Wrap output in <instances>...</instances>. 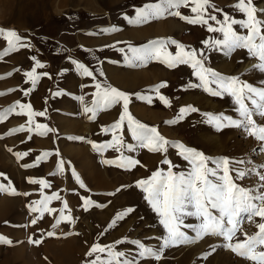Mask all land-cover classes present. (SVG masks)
<instances>
[{"label": "rangeland", "instance_id": "obj_1", "mask_svg": "<svg viewBox=\"0 0 264 264\" xmlns=\"http://www.w3.org/2000/svg\"><path fill=\"white\" fill-rule=\"evenodd\" d=\"M99 1L0 0V29L14 30L24 45L18 46L15 50L9 49L5 36H0V79L9 76L10 80L18 82L15 87L6 88L5 91L0 88V93L3 95L9 91L11 94L18 89L19 95L24 96L25 93L20 86L22 81L25 85L28 83L25 70L36 69V67H31L36 58L48 60L51 55L53 59L60 58L62 48L71 37L85 36V33L88 32L76 30L78 26L85 27L87 25L82 12L102 9ZM103 1L107 6L116 0ZM218 1L219 3L210 0V4L215 5V8L209 7L206 17L210 14L222 21L224 15L227 14L237 20L246 19L244 14L233 8L238 0ZM131 2L125 0L126 6L122 12H119L123 18H132V12L129 10ZM151 2L156 3L158 0H143L138 3V6L141 8ZM252 4L257 9V17L264 20V12L260 11L264 9V0H252ZM193 6L189 4L188 7H181L178 11L183 16L193 17L195 16L191 12ZM173 11L177 10L173 9ZM174 17V20H165L167 16L164 15V19L159 20L158 23L146 26L142 30L129 31V33L135 36L147 35L150 32V34L174 33L167 37H155L154 41H167L169 38L175 40L184 46L185 51L195 49L197 57L204 61L206 68L225 77H238L241 81L254 87L264 88V72H260L254 67L260 61L250 57L246 49H237L226 54L225 50L213 46L211 43H204L222 39L221 33L208 31L207 25L191 24L179 16ZM209 24L216 28L219 27L216 21L209 20ZM233 27L239 34H247L246 29L240 25ZM112 36L111 32L109 34L105 31L101 33V38ZM145 41L148 40L141 41V47L148 44V42L143 43ZM131 47L122 46L119 51L125 58L126 65L134 64L133 60L131 61ZM165 48L173 56L179 51L176 44H166ZM50 51H52L51 55L48 53ZM63 56L67 57L66 52ZM149 62L154 66H148ZM139 65L142 69L139 70L141 72L114 73L113 71V80L121 86H130L131 88H134L136 84L148 81L140 87L142 100H145L147 94L150 93L149 99L160 100V97L163 96L170 102V106H167L162 100L163 103L158 104L157 110L138 107L137 110L140 111V114L147 116L150 120L141 124L156 128L159 134L168 141L178 142L188 148L196 149L206 157H226L232 161L244 160L246 162L244 165L235 164L231 167L256 169L264 173V168L259 167L264 165V143L247 135L243 128L223 126L218 130L215 123H209L208 117L205 115V113L214 115L223 113L233 119H240L239 113L235 111L237 106L232 97L227 94L220 97L212 96L203 88L196 87L195 85L200 84V80L194 74L195 70L190 64L169 67L166 63L161 62V59L149 58V60L140 61ZM130 76H136V78ZM121 79L125 84H121ZM128 79L131 81L127 83ZM162 83L166 86L159 87ZM211 87L215 88L216 85H211ZM2 95L0 98H4ZM15 101L14 99L10 100V105L0 103V117H3L0 120V174H3L0 175V184L4 187V190H0V236L12 241L11 244L0 242V264H22V256L29 254L35 259L33 261L35 264L41 262L44 264H89L96 255H106V253H96L89 257L87 253L95 244L105 247L115 245V251L125 252L126 258L135 260L137 264H254L253 261L239 256L225 247L227 241L223 237L214 235L205 236L195 242L162 248L166 232L159 223L160 217L144 199L146 194L137 186V181L149 178L158 169L167 171L168 165L162 163L165 158L175 166L174 172L187 170L189 164L179 155L180 149L172 144L166 146V153L152 152L148 148L140 147L139 142L133 138L131 129L128 130L127 122L123 124L124 134L121 130L107 132L110 134L108 144L113 143L114 136L122 140V145L108 148L109 158H115L119 154L118 151L120 152L118 162L108 163L110 176L108 186H99L100 184L94 180L95 173L90 172L91 163L83 148L73 145H67L64 148L72 157L79 160L82 171L92 186L96 188L108 187L101 193L91 190L85 181L86 185L79 188V190H84V194H76L74 189L81 186L82 178L71 169H76L74 166L76 164L65 161V159L63 161L62 157L63 171L45 164L43 174L38 177L39 180H46L49 187L44 188L38 183H30V179H35L37 170L42 167L37 166L36 168V164H30L27 158L32 157L28 155L26 149H24L23 156L17 153L20 151L18 144L22 140V132L5 129V118L9 115L5 109L14 108ZM189 107L198 109V111L186 112L182 119L177 120L181 109ZM14 110L17 111L19 108ZM164 113L167 116L163 115ZM253 119L258 124L264 125V117L254 114ZM65 122L62 120V126ZM65 125L66 129H70L74 124L70 121ZM106 128L111 129L112 126L103 127V129ZM6 135H13L12 144L5 145ZM93 135H95L94 131ZM94 145L98 146V144ZM138 148H140L141 154L138 157L140 158L138 164L131 168L118 166L126 163L125 158L138 161L135 155ZM25 153L26 155H24ZM209 166L214 167L211 163ZM58 174H61V180L57 179ZM237 183L244 187L255 188L258 184V177L250 175ZM54 194H58L60 199L49 201L48 207L55 211L45 212L43 218L37 219V223L33 225L31 221L39 217L40 213L32 212L31 207H39L35 204L36 201ZM85 199L92 202L87 205V208H85ZM65 202L68 206L66 209L64 208ZM61 209H64L63 214L70 216L71 219L63 220L56 225ZM129 209H131L130 212ZM121 215L122 218L118 219ZM253 219L254 222L241 218L242 222L238 225L236 238L242 241L245 239L244 234L252 236L258 231L256 225L262 222L261 218L254 217ZM114 221L115 223H113ZM185 223L195 224L198 221L189 217ZM54 225L56 226L54 227ZM183 230L188 236L195 237V233L191 229ZM50 232L54 234L49 236ZM36 240H39L40 243L31 242ZM137 240L146 247L159 251L160 259L140 257L139 246L132 243ZM117 241H122V243L117 244ZM65 242L67 245L64 246ZM235 242L234 238L233 243ZM52 243L63 245L59 248H52L50 246ZM20 248L23 251L21 254L17 250ZM67 256H71V258H67Z\"/></svg>", "mask_w": 264, "mask_h": 264}, {"label": "snow or ice", "instance_id": "obj_2", "mask_svg": "<svg viewBox=\"0 0 264 264\" xmlns=\"http://www.w3.org/2000/svg\"><path fill=\"white\" fill-rule=\"evenodd\" d=\"M189 4L194 5L191 7V12L195 14L193 17L183 16L178 11L181 7H188ZM209 7L215 8V5L210 4V0H158L156 3L146 4L137 9L136 18L130 22L139 25L148 22L152 18H162L167 13L179 16L191 24L207 25L208 31L219 32L223 38L215 39L211 42L205 41V44L211 43L213 46L225 50L226 54H230L237 49H246L250 57L260 61L254 67L260 72H264V20L257 17V9L252 4V0H238V3L233 5L235 10L245 15L246 19L241 20L232 18L227 14L224 15L222 21L218 20L214 15L208 14L206 17ZM173 9L177 11H172ZM217 11L220 10L217 9ZM260 11L264 12V9ZM209 20L216 21L219 27H213L209 24ZM234 25H240L246 29L247 34H239L234 29ZM112 31H115V29H112ZM0 36H5L9 49L15 50L18 46H24L21 43V38L14 30L6 31L0 29ZM169 43L176 44L179 49L175 56L166 51L165 46ZM130 51L132 58L135 60L161 59V62L166 63L169 67H174L178 64H190L195 70L194 74L200 80V84L195 86L203 88L204 91L212 96L220 97L227 94L232 97L237 106L235 111L240 116V119H233L223 113L218 115L205 113L208 117V122L215 123L218 130L223 126L243 128L247 135L264 143V125L258 124L253 119L254 114L264 117V88L254 87L241 81L238 77H225L212 69L206 68L204 61L197 57L195 49L185 51L183 45L170 38L167 41H151L149 45L141 48L131 47ZM74 63H76L77 71L81 75L93 76V72L85 65L75 61ZM36 67L42 68L44 65L37 61ZM26 75L33 83L38 79L35 75V69L26 73ZM211 85H216V87L213 88ZM165 86L166 84L162 83L159 87ZM96 88L97 91L93 94L92 106L84 108L86 113H92L95 116L98 111L106 110L110 106L123 102L124 114L121 116L120 121L115 123L111 129H104L105 132L119 129L125 116H127L132 136L139 142L140 147L148 148L152 152L166 153V146L172 144L180 149L179 155L189 164L187 170L174 172L173 168L175 166L169 159L165 158L162 163L168 165L167 171L158 169L149 178L137 181V186L146 194L144 199L160 217L159 223L166 232L163 237L162 248L195 242L205 236L214 235L223 237L227 241L224 246L237 255L253 261L254 264H264V173L256 169L231 167V165L235 164L244 165L246 163L244 160L232 161L226 157L209 158L196 149L188 148L178 142L168 141L159 134L156 128L141 124L128 114L129 98L127 94L115 88L103 87L99 83L96 84ZM25 94L27 95V93ZM79 99L82 100L83 98ZM160 99L167 106H170V102L163 96ZM19 107L21 110L27 109V115L30 118L45 115L44 112H33L30 105H19ZM13 110L10 109L9 111ZM189 111H198V109L191 107L182 108L177 120L182 119L184 113ZM2 119L3 117H0V120ZM221 122L226 123L222 124ZM37 128L44 129V131L40 132V135H45L47 132L52 131L46 125H37ZM20 130L23 131L24 129L21 128ZM28 130L30 131L31 129ZM116 145H122V140L114 136L113 143L103 145L102 148L115 147ZM47 155L48 153H44L45 157ZM125 160V164L118 166L131 168L139 163V161L131 158H125ZM108 163H115V161H108ZM209 163L214 165V167H210ZM60 164V170L63 171V161ZM259 167L264 168V165ZM250 175L258 177V184L255 188L244 187L237 183V181H242ZM77 179L79 180V177ZM29 182L38 183L44 188L50 186L46 180L37 181L30 179ZM83 186L81 182V187ZM0 190H4L2 184H0ZM54 199L59 200L60 196L58 194L45 196L43 200L35 202L39 207L32 206L30 210L39 212L40 216L31 221L33 225L37 223V219L43 218L45 212L51 213L55 211L48 207V202ZM90 203H92L90 200L85 199V208ZM67 207L65 202L64 208L66 209ZM128 211L130 212L131 209ZM63 212L64 209H61L56 225L63 220L71 219L70 216H65ZM189 217L194 218L198 223L186 224L185 220ZM242 217L253 222L254 217H260L262 222L256 225L258 231L254 235L247 236V234H244L245 239L241 241L236 238V233L238 225L242 222ZM119 218H122V215ZM183 229H191L195 233V237L188 236ZM53 234L51 232L48 233L49 236ZM234 238L236 239L235 243H233ZM0 242L12 243L11 240L3 236H0ZM31 242L40 243L39 240ZM116 243H122V241H117ZM132 243L139 246L140 257L160 259L161 253L159 251L146 247L138 240ZM114 249L115 245L106 247L100 244L93 245L87 253L89 257L96 253H106V255H96L95 259L91 260L89 264H137L135 260L127 259L125 252L115 251Z\"/></svg>", "mask_w": 264, "mask_h": 264}, {"label": "crops", "instance_id": "obj_3", "mask_svg": "<svg viewBox=\"0 0 264 264\" xmlns=\"http://www.w3.org/2000/svg\"><path fill=\"white\" fill-rule=\"evenodd\" d=\"M130 1L132 2L129 10L132 12V18L125 17L129 18L128 20L123 18L119 13L122 12V9L126 6L125 0H116L114 3L107 6L103 0H100L99 5L102 9H93L82 12L86 18L87 22L85 24L87 25H85V27L78 26L76 30H84V32L88 33H85V36L83 37H71L69 42L65 44L64 48H62V55L58 59L52 58V51L48 52L51 55L48 60L36 58L35 63L31 67H36L37 61L44 65V67H36L35 75L38 79L35 83H33L32 80H29L28 76V83L26 85L22 83L23 81L21 82L20 88L24 93H27V95L24 94V96H20L18 89H16L11 94L9 91H6L5 94L2 95L4 98H0V103H3L4 105H10L11 102L9 101L12 99L16 100V105L12 109L19 108V110L9 111L8 109H5V112L9 114L5 118V129L15 131L20 130L21 128L24 129L23 131L20 130L22 132V140L18 144V146H20V151L17 153L23 156L24 149H26L28 155L32 157L27 158V160L30 161V164H36V168L37 166L42 167V169L37 170L34 180H39L38 177L40 174H43L42 171L44 170L45 164L59 168L58 170H60V162L63 158V161L65 159V161L76 164L74 165L76 169H71L77 172V175L82 178V182H84L83 185H86V181L91 190L100 193L108 188H96L92 186L87 181L79 160L72 157L64 149L67 145L83 148L87 159L91 163L90 172L93 171L95 173L94 180L100 184L99 186L109 185L110 176L108 161L118 162V155L120 152L118 151L119 154L115 156V158H109V147L102 148L103 145H108L110 135L107 133L108 131H104L103 127L113 126L120 121L121 116L124 114V108L123 102L121 101V103L110 106L106 110L98 111L95 116H93L92 113H86L84 108L86 106H92V101L94 99L93 94L97 91V83L103 87L115 88L127 94L129 98L127 109L128 114H130L135 121L140 123L149 122L150 120L147 116H142L140 114V111L137 110L138 107L147 110L150 108L157 110L158 104L163 103L161 99H149V96H151L150 93L147 94L145 100L141 99L140 87L148 81L136 84L134 85V88H131L130 86H121L113 80V71L114 73H117L121 71L141 72L139 70H142L139 65L140 60L133 59L132 55L131 61L133 60L134 64H125V58L119 52L122 46L125 47L128 45V47L132 46L140 48L142 40H148L143 43L148 42L149 44V41H154L157 37H167L174 34H150V32L147 35H131L129 31L142 30V28L151 24H156L159 20H163L164 18H152L148 22L139 25L131 23L130 21L136 18L137 9L140 8L138 3L143 0ZM214 1L219 3L218 0ZM165 16H167L165 20H174L175 18L174 15H169L167 13H165ZM112 29H115V31H112ZM103 31L107 32V34L111 32V35L113 36L101 38V33ZM64 52H66L67 57L63 56ZM74 61L85 65L93 72V76L88 77L81 75L80 72L77 71L76 63H74ZM148 66H154V64L149 62ZM28 72H30V68L25 70V73ZM16 84H18V82L10 80L9 76L0 79V88H3L4 91L6 88L15 87ZM23 85L24 87H22ZM81 97L83 98L82 100L79 99ZM19 105H30L33 112H44L45 115L33 116L30 118L27 115L28 110H21ZM165 113L163 115L167 116ZM165 116L164 118H166ZM62 120L66 122L71 121L74 125H72L70 129H66V122L62 126ZM125 122H127L129 126L127 116H125L121 123V127L114 131L121 130L124 134L125 131L123 124ZM37 125H46L47 128L52 129V131L47 132L45 135H40V132L44 131V129L37 128ZM28 129L31 130L29 131ZM129 129L130 127H128V130ZM93 131L95 132V135H93ZM9 143H13V135L5 136V145H8ZM94 144H98V146L95 147ZM14 145L16 146V144ZM47 152L48 155L45 157L44 153ZM135 155L139 161L140 158L138 157L141 156L140 148L136 150ZM57 179L61 180V174H58ZM79 188H81V186L74 189L75 193L83 195L84 190H79ZM66 243L67 242L63 244L67 245ZM63 244L59 245L57 243H52L50 246L52 248H57ZM17 250L20 254L23 252L21 248ZM14 255H17V253H14ZM28 258L35 261L30 254L27 256L24 255V257L22 256V264L27 263ZM41 264L44 263L41 262Z\"/></svg>", "mask_w": 264, "mask_h": 264}, {"label": "bare ground", "instance_id": "obj_4", "mask_svg": "<svg viewBox=\"0 0 264 264\" xmlns=\"http://www.w3.org/2000/svg\"><path fill=\"white\" fill-rule=\"evenodd\" d=\"M223 1V0H222ZM264 6V5H263ZM262 6V7H263ZM264 8V7H263ZM130 75V74H129ZM128 77V76H127ZM131 78H136V76H130ZM126 78V77H125ZM125 78H123V79H125ZM131 80L130 79H128V81H127V83L128 82H130ZM133 81V80H132ZM137 81V80H136ZM121 84H125V83H123V80L121 79ZM129 85V84H128ZM128 85H126V86H128ZM125 87V86H124ZM65 246V245H64ZM59 248V247H58ZM63 248V247H62ZM70 250V249H69ZM67 253V252H66ZM64 256V255H63ZM65 257H66V255H65ZM67 258H71V256H67ZM69 261V260H68ZM25 263V262H24ZM39 263V262H38ZM25 264H35L32 260H29L28 259V261H27V263H25ZM41 264V263H40Z\"/></svg>", "mask_w": 264, "mask_h": 264}]
</instances>
